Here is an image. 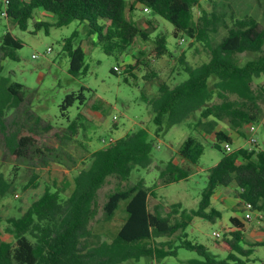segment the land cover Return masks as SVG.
Segmentation results:
<instances>
[{
    "label": "trees",
    "instance_id": "trees-1",
    "mask_svg": "<svg viewBox=\"0 0 264 264\" xmlns=\"http://www.w3.org/2000/svg\"><path fill=\"white\" fill-rule=\"evenodd\" d=\"M203 0H8L5 15L21 30L28 28V21L35 18V28L49 26H67L72 21L86 25L89 35L96 37L93 44L104 53L123 60L138 39L147 42L151 32L157 27L153 18L147 20V27L129 16L136 9L149 8L150 15L160 16L174 26V37L185 36L188 39L205 41L210 47V58L198 66H191L182 55L180 63L186 78L174 86L160 83L157 93L144 99L152 106L153 121L158 126L157 133L170 126L179 125L199 112L196 127L204 125L211 128L217 121L226 120L236 131L256 122L261 114L260 101L264 97V86L254 88V81L264 76V54L240 64L237 54L246 51L261 50L264 42V29L256 16L248 14L234 17L227 34L215 45L210 42V33L216 31L210 12L202 8ZM200 8L201 15L195 17L194 9ZM44 11L43 18L36 19V12ZM50 19L51 22L49 20ZM151 27V29H149ZM76 36L64 40V48L70 56L69 72L73 75L85 73L86 51L79 45L73 46ZM20 39L7 31L2 39V60L6 57L17 59V50L22 48ZM155 55L163 56L169 52L167 36L158 34L155 38ZM141 55H145L140 51ZM126 64L124 70L132 72L143 60ZM124 63L123 61L121 62ZM122 64L120 65L122 67ZM113 72H117L113 68ZM118 73V72H117ZM29 89L18 82L10 83L0 78V132L7 129V114L17 108ZM79 95L80 104L85 97L72 92L64 99L62 116L70 120L67 110ZM236 96L232 98L231 96ZM221 101H215V97ZM65 111V112H64ZM90 120L79 113L70 120L68 132L64 136L69 140L77 136L81 129L87 128ZM213 146L222 151V159L210 167L198 210L186 209L170 215L161 213L160 204L149 209L150 196H155V183L148 186L145 179L124 189L112 192L103 205L104 220L111 221L122 200H127L124 223L109 241L102 238L99 246L83 251L81 239L90 233L89 225L99 212L97 193L114 176L121 183L128 180L137 167L149 168L153 163L152 150L154 140L144 127L126 133L95 150L89 165L74 175V188L66 193V185H47L44 194L33 201L29 208L17 218L6 220V230L13 236L7 241L2 233L0 214V264H136L141 257L152 261L176 254V249L184 247L202 253L205 260L195 259L191 264H230L229 260L238 258L233 250L248 255L256 247L264 246V240L248 242L243 238V225L232 217V226L226 231L233 241H223L221 246L231 249L227 258L216 259L207 253V247L187 239V228L196 216L209 217L207 212L211 201L220 187H226L235 181L241 189V197L251 202L254 208L262 210L264 206V150L239 147L226 151L224 143H232V137L225 130L215 131ZM5 143L16 156H23L34 147L36 153L44 148L38 145L37 134L4 133ZM49 151L51 148H47ZM205 150L204 143L196 136L185 138L177 149L181 162L171 159L156 163L161 185L178 182L194 173ZM37 174L26 184L30 187ZM179 207L178 204L174 205ZM216 215L219 211L211 209ZM182 232L186 239L173 246L170 240L157 241L161 237H173ZM240 247H246L242 249ZM248 253V254H247ZM249 260V259H248Z\"/></svg>",
    "mask_w": 264,
    "mask_h": 264
},
{
    "label": "rangeland",
    "instance_id": "rangeland-1",
    "mask_svg": "<svg viewBox=\"0 0 264 264\" xmlns=\"http://www.w3.org/2000/svg\"><path fill=\"white\" fill-rule=\"evenodd\" d=\"M5 8V0H0V78H6L10 83H21L29 89L20 105L15 110H9L7 129L0 132V214L3 219V237L7 241L13 239L6 230L8 218L20 217L33 201L44 194L47 185H66V193L70 194L74 188V175L89 165L91 154L95 150L105 146L110 140H116L138 128H146L154 140V163L149 168H135L129 179L121 183L116 177L110 176L98 190L99 212L89 225L90 233H85L81 239V249L84 252L99 246L102 238L110 241L125 221L127 200L120 202L111 221L104 220L103 205L109 195L118 189L129 187L140 179H145L148 186L159 183V186L153 189L155 196H150L149 199L151 211L156 204H160L161 213L166 216L175 210L176 214L184 209L198 210L207 186L208 169L222 159V151L213 146L215 131L225 130L235 136L231 143L232 149L247 147L264 150V97L260 101L262 114L253 123L255 131H250L249 126L236 131L226 120L217 121L213 129L210 125L198 129L195 125L199 118L198 112L182 124L170 126L157 133L158 126L152 119V106L143 95L152 97L157 93L160 83L165 82L172 87L186 78L180 56L183 55L191 66H198L210 58V47L205 41L188 39L185 36L174 37V26L168 20L150 15V11L140 8L130 12L129 16L143 27H147V20L153 18L157 28L153 29L147 42L138 39L130 53L121 60L104 53L98 45L93 44L96 37L89 35L86 25L77 20L67 26H49L46 31L45 27L36 29L35 18H32L28 21V28L21 30L6 17ZM202 8L213 14V26L216 31L210 33L212 45L220 42L227 34L234 17L253 14L264 29V0H203ZM194 14L196 18L199 17L200 8H195ZM35 17L39 19L43 18V15L37 10ZM47 20L51 22L50 19ZM7 31L23 43L22 48L17 50V59L6 57L2 60V39ZM74 33L76 36L73 46L81 45L86 51L87 71L79 75L69 72L70 56L64 48V40ZM158 34L165 35L168 39L169 52L163 56H157L154 52ZM140 51L145 55H141ZM260 54H264V42L261 50L239 53L237 59L240 64H244ZM137 57L143 60V64L137 65L131 73L124 70L126 64H134L138 60ZM116 65L122 68L118 73L113 72ZM260 84L264 86V76L255 79L254 88H258ZM81 90L85 97L84 104H80L78 95L75 102L67 107L66 112L70 120L83 113L90 123L69 140L62 137L68 132L70 120L62 116L61 105L68 94H79ZM215 101L220 102L221 98L216 96ZM12 132L37 134V144L42 146L44 151L36 153L34 147H31L23 156L14 155L4 139V133ZM190 135L198 137L205 146L199 163L193 167L194 173L181 181L161 185L156 163L171 159L181 162L177 149ZM252 137L256 138V142L251 141ZM34 174L38 175L37 178L26 188ZM220 190L221 193L212 198L210 208L205 210L209 217L196 216L186 230L188 240L205 245L206 252L216 259L227 258L231 253V249L217 250L214 247L228 239L234 240L226 231L232 226L231 218L234 215L243 218L246 212L241 189L235 181L226 187H220ZM175 204L179 207H175ZM212 208L219 211L220 215L213 213ZM252 216V219L247 221V228L244 227L246 223L241 222L243 238L251 243L264 240V206L262 210L254 208ZM214 232H219L222 236L218 238ZM183 239H186V236L178 232L173 237H161L157 241L170 240V243L176 246ZM176 250V254L156 261L146 256L141 257L136 264H191L195 259L205 260L197 250L184 247ZM233 253L246 261L237 263L238 258H234L229 260L230 264H264V246L256 247L251 253H247L248 255L236 250H233Z\"/></svg>",
    "mask_w": 264,
    "mask_h": 264
},
{
    "label": "built area",
    "instance_id": "built-area-1",
    "mask_svg": "<svg viewBox=\"0 0 264 264\" xmlns=\"http://www.w3.org/2000/svg\"><path fill=\"white\" fill-rule=\"evenodd\" d=\"M7 3H8V0H5V4H7ZM144 10L149 11V8L145 7ZM34 56H36V55H34ZM114 69L117 72H120L122 70V68L119 65H116ZM249 128H250V131H255V129H256L253 124L249 125ZM103 141H105V140H103ZM110 141H113V140H110ZM251 141L256 142V138L252 137ZM223 145H224V148L226 149V151L232 150V144L231 143L225 142ZM244 209L246 210L245 215H244V219L246 221H250L253 217L252 216V210H254V205L251 202H244ZM214 235L218 238L222 236L221 233H219V232H214Z\"/></svg>",
    "mask_w": 264,
    "mask_h": 264
},
{
    "label": "crops",
    "instance_id": "crops-1",
    "mask_svg": "<svg viewBox=\"0 0 264 264\" xmlns=\"http://www.w3.org/2000/svg\"><path fill=\"white\" fill-rule=\"evenodd\" d=\"M39 14H44V11H39ZM85 49V48H84ZM231 135V137H232V139H234V135H232V134H230ZM238 136V135H237ZM221 191L222 190H220V188L216 191V193L214 194V196L213 197H215V195H217V194H219V193H221ZM234 217H237V219H238V221L241 223V222H244V223H246L245 224V228H247L248 227V224L247 223H249V222H247L245 219H244V217L243 218H240V217H238V216H236V215H234ZM214 249H217V250H224L225 249V247H223V246H221V245H218V246H215L214 247ZM226 249H228V248H226Z\"/></svg>",
    "mask_w": 264,
    "mask_h": 264
}]
</instances>
